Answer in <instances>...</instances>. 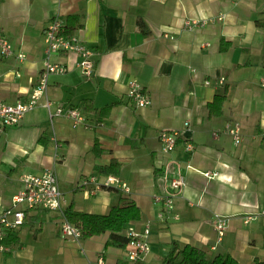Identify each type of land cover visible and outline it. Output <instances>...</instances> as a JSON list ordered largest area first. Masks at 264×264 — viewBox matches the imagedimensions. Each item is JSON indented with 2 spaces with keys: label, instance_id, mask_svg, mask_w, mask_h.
I'll use <instances>...</instances> for the list:
<instances>
[{
  "label": "crops",
  "instance_id": "crops-1",
  "mask_svg": "<svg viewBox=\"0 0 264 264\" xmlns=\"http://www.w3.org/2000/svg\"><path fill=\"white\" fill-rule=\"evenodd\" d=\"M263 12L264 0H0V33L13 48L0 61V100L28 98L50 18L79 13L82 26L74 34L93 50V72L80 71L73 51L52 55L67 69L48 76L51 107L81 110L85 98L95 106L118 102L101 124L82 110L76 126L60 115L51 122L47 107L37 104L7 126L0 135V212L20 189L22 173L54 165L63 208L104 214L121 195L136 203L140 217L131 223L150 226L149 251L138 264H161L173 241L203 248L208 258L229 253L240 264L264 260V30L254 21ZM138 17L148 34L137 28ZM186 18L197 22L187 27ZM17 52L25 57L19 60ZM131 79L145 88L148 105L136 106L127 96ZM224 87L222 112L209 116L207 104ZM233 121L241 128L237 144L224 130ZM161 129L179 131L172 151L162 150ZM112 157L128 191L95 187L106 175L95 166ZM178 175V217L159 220L163 206L152 197L170 192ZM90 177L94 181L85 182ZM28 214L38 235L27 222L7 230L5 236L15 230L21 244L10 248L1 241L8 249L0 250V264H98L99 253L102 264H131L125 246L105 245L106 233L75 241L61 234L60 211L38 207ZM219 216L226 219L220 237L213 225Z\"/></svg>",
  "mask_w": 264,
  "mask_h": 264
},
{
  "label": "built area",
  "instance_id": "built-area-1",
  "mask_svg": "<svg viewBox=\"0 0 264 264\" xmlns=\"http://www.w3.org/2000/svg\"><path fill=\"white\" fill-rule=\"evenodd\" d=\"M197 22L196 19L186 18L184 25L192 27ZM63 19L58 15H53L46 28L43 31L45 52L42 60L41 69L38 79L32 88L28 98L24 101L17 100L14 103H8L0 100V135L7 126L16 124L20 118L37 104L47 107L50 121L54 116H64L68 118L72 126L80 124L84 120L83 113L78 107H68L66 109L60 107H51V100L47 97L48 76L51 73H63L66 66L56 63L51 59L52 55L59 52L73 51L78 55L77 65L80 71L89 76L93 72L94 60L92 58L93 50L86 46L82 40L74 33L64 35L60 33ZM13 55L12 44L0 33V61ZM17 58L22 60L25 57L23 52H17ZM18 74V73H16ZM223 78L221 77L220 80ZM264 84V78H261ZM208 83V80L205 81ZM127 96L134 102L136 106H145L150 103V98L145 88L137 80H128ZM187 121H185V124ZM224 130L228 132L234 142L237 144L241 140V128L238 121L226 122ZM264 138V131L261 134ZM52 140L57 147V139L53 135ZM179 131L177 129H161L158 132V139L161 143L162 150L165 152L172 151L178 141ZM185 149L190 151L193 149V143L187 141ZM206 176H211L210 171H205ZM21 187L12 195L11 203L0 212V250L8 249L1 241L9 229H14L21 225L24 221L26 210L33 208L56 209L62 215L60 224L61 234L72 240L79 241L81 238V230L78 226L68 221L63 214V193L59 187L56 169L54 165L44 168L40 173L24 172L20 175ZM87 181H94L93 177ZM95 187H114L128 191L127 184L120 180L116 175L107 174L103 179L94 181ZM183 184L180 175L170 179L171 190L167 194H154L153 201L162 204V209L157 211L159 220H166L168 217L176 218L178 214L174 212V196ZM214 228L220 237L226 228L225 217L219 216L213 222ZM150 231L149 223H145L142 229H137L133 223H129L125 230L128 238L126 248V257L131 264L138 262L149 251L148 235ZM97 263H103V254L97 256Z\"/></svg>",
  "mask_w": 264,
  "mask_h": 264
},
{
  "label": "trees",
  "instance_id": "trees-1",
  "mask_svg": "<svg viewBox=\"0 0 264 264\" xmlns=\"http://www.w3.org/2000/svg\"><path fill=\"white\" fill-rule=\"evenodd\" d=\"M255 24L264 30V12L256 18ZM137 28L143 33L148 34L149 30L141 17L136 19ZM82 26L81 15L79 13H71L65 16L60 33L71 35L76 29ZM264 42V33H263ZM227 89L224 87L222 92L216 93L211 102L207 104L208 115H219L222 112L223 104L226 99ZM118 103L111 102L103 106H95L91 99L85 98L80 102V108L83 112H89L96 118V123L101 124L106 120L111 108ZM99 148L95 142L93 148ZM100 149V148H99ZM119 161L112 157L109 162L104 165H96L98 172L103 174L117 175L119 171ZM113 189L114 187H108ZM65 218L71 223L78 226L81 230V237L85 238L91 235H99L106 233L107 239L105 245H114L124 247L127 244V236L125 230L131 221L139 219L140 212L136 203L127 195L119 196L117 202L112 204L108 211L104 214L87 213L73 208L72 204L63 208ZM28 223L32 236L36 238L40 231V227H34L30 221V215L26 210L24 215V223ZM3 243L9 244L10 248H17L21 244L18 233L10 231L2 240ZM161 264H240L229 253L217 254L212 258H208L203 248L196 245L177 244L171 242V246L165 256L162 258ZM253 264H264V260L256 257Z\"/></svg>",
  "mask_w": 264,
  "mask_h": 264
},
{
  "label": "rangeland",
  "instance_id": "rangeland-1",
  "mask_svg": "<svg viewBox=\"0 0 264 264\" xmlns=\"http://www.w3.org/2000/svg\"><path fill=\"white\" fill-rule=\"evenodd\" d=\"M47 125L49 126V129L52 130L51 123H50V124L48 123ZM143 227H144V226H143ZM141 229H142V228H141ZM27 231H28L27 228L24 227V228H21V231H20V232H21V234L23 235V233H24V232H27Z\"/></svg>",
  "mask_w": 264,
  "mask_h": 264
}]
</instances>
